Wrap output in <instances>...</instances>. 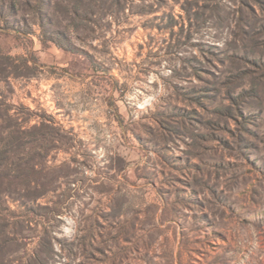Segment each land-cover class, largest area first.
<instances>
[{"label":"rangeland","instance_id":"rangeland-1","mask_svg":"<svg viewBox=\"0 0 264 264\" xmlns=\"http://www.w3.org/2000/svg\"><path fill=\"white\" fill-rule=\"evenodd\" d=\"M0 264H264V0H0Z\"/></svg>","mask_w":264,"mask_h":264},{"label":"trees","instance_id":"trees-1","mask_svg":"<svg viewBox=\"0 0 264 264\" xmlns=\"http://www.w3.org/2000/svg\"><path fill=\"white\" fill-rule=\"evenodd\" d=\"M0 176H1V173H0Z\"/></svg>","mask_w":264,"mask_h":264}]
</instances>
